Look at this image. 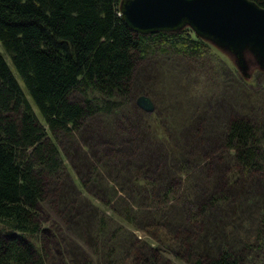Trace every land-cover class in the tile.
<instances>
[{
	"label": "trees",
	"instance_id": "obj_1",
	"mask_svg": "<svg viewBox=\"0 0 264 264\" xmlns=\"http://www.w3.org/2000/svg\"><path fill=\"white\" fill-rule=\"evenodd\" d=\"M249 1L264 8V0ZM120 2L0 0V264H53L56 255L59 264H264V202L252 238L238 249L213 247L225 186L251 178L245 201H264V121L230 118L214 139L230 168L221 166L208 195L200 191L201 222L191 225L193 206L182 210L191 227L212 224L196 247L183 226L169 227L168 209L206 165L201 157L213 156V143L196 145L200 120L179 138L155 109L142 111L134 75L158 54L197 62L217 51L187 27L131 30ZM241 76L247 91L254 81ZM153 227L173 234L174 246L137 238ZM67 232L86 248L63 245Z\"/></svg>",
	"mask_w": 264,
	"mask_h": 264
},
{
	"label": "rangeland",
	"instance_id": "obj_2",
	"mask_svg": "<svg viewBox=\"0 0 264 264\" xmlns=\"http://www.w3.org/2000/svg\"><path fill=\"white\" fill-rule=\"evenodd\" d=\"M213 49L217 52L212 51V58L202 59L197 62L158 54L141 61L134 75V89L137 99L145 97L149 100L153 110L155 109L160 113V120L163 121L164 127L169 131L170 135L180 138L184 130L188 131L186 129L189 128L190 122H192L193 126L195 121L200 120L202 124H197L196 128H198V131L195 133L197 140H200V142L196 145L200 146L203 144L208 146V144L213 143V149L209 152L210 154L213 153V156L210 158L201 157V161L206 162V165L209 164V167L207 168L205 165L201 167L202 169H199L196 166L197 169L190 184H185L186 190H183L182 187L179 193V202L172 203L168 209L170 215H172V223H169V227L174 229L177 226H183L197 241L195 243L196 247L200 240L205 239L206 233L212 228V224L209 225L207 220L203 222V228L202 224L198 225V229L191 227L186 223L187 221L185 222V215L182 210L187 205L193 206L191 225L201 222H198L201 218L196 204L199 201L206 200L204 199L205 190L207 195L208 192L212 191V183L218 178V171L221 166L224 165L230 168L229 162L225 160L224 151L222 149L216 151L217 142L214 139L222 133L225 123L230 118L246 116L253 118L255 122L264 121V75L259 76L256 73V71L262 70L260 65L251 54L246 53L247 70L245 71L246 77H244L234 66L233 56L227 53L223 54L215 47ZM0 52L5 55L1 46ZM6 61L15 74L7 57ZM226 66L228 68L231 67V69L234 68L236 74L234 73V75ZM221 67L225 69L223 70ZM15 76L25 95L29 98L21 79L16 74ZM236 76H241L246 82L252 83L254 81L251 84L254 87L250 86L247 91L240 90ZM148 120L150 121L149 118L145 119V121ZM151 131L149 128V133ZM206 149H209V147ZM226 170L223 169L221 172ZM261 179L264 181V175L261 176ZM254 183L255 181L250 178L248 181H241L239 183L240 186L224 187L226 188L225 191L228 190V201L222 204L220 211L214 215V219L218 217V222L221 221V225L218 228V234L214 237L216 242L213 247L224 243L233 249H238L244 238L253 237V230L260 221L264 202L260 198L245 201V189L249 187L252 191L256 185ZM224 188L222 185L220 191L224 190ZM202 190L204 194L200 193ZM251 191L248 192L247 196L251 194ZM223 216H226V218H222ZM67 233L64 236L63 245H68L71 250L74 245L83 247V250L86 248V245L79 241V237L71 235L70 232ZM163 233L165 231L160 227L146 229L145 232L135 231L138 239L149 241L151 246H154L161 238L162 242L173 247L174 245L172 244H174L175 240L173 237L175 236L167 232L163 236ZM210 248L211 252L214 253V248L211 245ZM60 261V256L56 255L53 259V264H59Z\"/></svg>",
	"mask_w": 264,
	"mask_h": 264
},
{
	"label": "water",
	"instance_id": "obj_3",
	"mask_svg": "<svg viewBox=\"0 0 264 264\" xmlns=\"http://www.w3.org/2000/svg\"><path fill=\"white\" fill-rule=\"evenodd\" d=\"M119 12L124 23L140 34L189 28L233 56L244 77L246 53L264 69V8L249 0H121ZM137 106L153 111L145 97L137 99Z\"/></svg>",
	"mask_w": 264,
	"mask_h": 264
}]
</instances>
